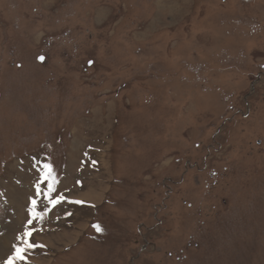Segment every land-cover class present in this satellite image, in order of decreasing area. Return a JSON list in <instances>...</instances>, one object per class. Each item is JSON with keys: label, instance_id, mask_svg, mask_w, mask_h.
Here are the masks:
<instances>
[{"label": "rangeland", "instance_id": "374dc122", "mask_svg": "<svg viewBox=\"0 0 264 264\" xmlns=\"http://www.w3.org/2000/svg\"><path fill=\"white\" fill-rule=\"evenodd\" d=\"M28 239L15 264H264V0H0V264Z\"/></svg>", "mask_w": 264, "mask_h": 264}, {"label": "snow or ice", "instance_id": "6c2138e0", "mask_svg": "<svg viewBox=\"0 0 264 264\" xmlns=\"http://www.w3.org/2000/svg\"><path fill=\"white\" fill-rule=\"evenodd\" d=\"M41 60H43L44 58L41 57L40 58ZM51 177H52V171H51V168L49 165L47 164H44L42 166V175H41V178L42 180H51ZM37 187V195L40 194V184L38 183L36 185ZM55 191V187H54V184L49 182L48 184V192L45 193V197L49 200L50 203L53 204V206L56 204V203H59L60 200H63L64 198L61 196L59 197L58 199L57 198H53L50 194L52 192ZM76 203H81L80 201H76ZM32 204H33V208L31 209V212H32V217H33V220L34 219H39V218H42V214L41 213H38L36 212V206H37V201L36 200H33L32 201ZM29 224H32V220H29L28 221ZM93 227L96 229L97 232H101L102 231V228L99 224L97 225H93ZM32 235V231H27L25 232L24 236L25 237H31ZM23 243L27 245V248H24V247H21V246H16V249H15V253L12 257L9 258L7 264H15V261L16 260H24L25 257H24V252L27 250V249H31V248H35V247H40V245H36L35 243L31 242L30 239L28 240H23Z\"/></svg>", "mask_w": 264, "mask_h": 264}, {"label": "bare ground", "instance_id": "6f19581e", "mask_svg": "<svg viewBox=\"0 0 264 264\" xmlns=\"http://www.w3.org/2000/svg\"><path fill=\"white\" fill-rule=\"evenodd\" d=\"M82 199V198H81ZM3 240V239H2ZM3 243H6V241H4Z\"/></svg>", "mask_w": 264, "mask_h": 264}]
</instances>
